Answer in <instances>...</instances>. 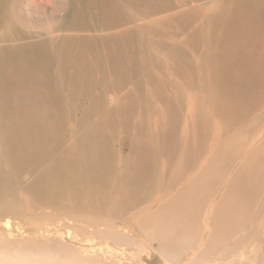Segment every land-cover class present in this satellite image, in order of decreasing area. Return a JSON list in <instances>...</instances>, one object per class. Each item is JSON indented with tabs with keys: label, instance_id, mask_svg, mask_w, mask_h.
Listing matches in <instances>:
<instances>
[{
	"label": "rangeland",
	"instance_id": "obj_1",
	"mask_svg": "<svg viewBox=\"0 0 264 264\" xmlns=\"http://www.w3.org/2000/svg\"><path fill=\"white\" fill-rule=\"evenodd\" d=\"M258 10L264 15V0H0V47L45 42L57 73L92 85L64 96L75 119L55 147L57 165L101 126L113 149L102 186L132 192L122 163L147 167L133 203L89 207L82 219L61 215L54 226L62 240L81 239L74 245L103 264H264V87L241 123L221 100L241 96L240 77L264 65ZM245 28L263 38H245ZM226 65L229 73H215ZM178 139L190 146L183 157L170 148ZM39 173H27L25 184ZM6 221L11 238L42 233L16 215ZM0 247V263L17 264Z\"/></svg>",
	"mask_w": 264,
	"mask_h": 264
},
{
	"label": "bare ground",
	"instance_id": "obj_2",
	"mask_svg": "<svg viewBox=\"0 0 264 264\" xmlns=\"http://www.w3.org/2000/svg\"><path fill=\"white\" fill-rule=\"evenodd\" d=\"M261 2L263 0H258L260 6ZM29 6L33 8V5ZM255 15L258 18L260 10ZM260 22L264 25V15L260 16ZM245 38L255 42L263 35L246 29ZM238 40L239 36L232 43L235 56L239 53V43H235ZM54 67L55 60L45 42L0 47V245L9 254H16L17 264H103L88 256L82 246L74 245L79 246L81 239L74 243L62 240L60 229L54 223L59 222L61 215L68 217L67 214L82 219L88 214L89 207L100 211L104 203H133L137 198L134 193L143 183L142 175L147 167L140 161L122 163L125 168L129 167L127 173H132L130 179L122 180L133 188L132 192H127L126 187L125 192H120L102 186L105 183L103 174L112 169L107 158L113 149L109 135L101 126L99 130L90 129L87 139L82 138L75 146H70L57 165L53 160L55 147H60L71 135L70 125L75 119L74 109L64 102V96L77 93V88L91 90L92 85L83 78L79 84H73L72 79L68 83V77L57 73ZM226 67L216 68L215 73L217 70L220 76L229 73L231 67L225 72ZM253 68L249 70L252 76L240 77L239 82L244 87L241 96H221L227 107L224 110L232 122H242V110L257 103L264 87V65ZM168 103L175 109L168 127L177 138V102L169 98ZM194 104L192 108L198 111ZM183 137L190 145V139ZM187 144L178 139L175 145L170 143V148L183 157L191 146ZM148 170L152 171L151 168ZM38 171L34 183L26 185L25 175ZM10 214L28 221L35 231H42L41 235L11 238L7 235L6 221ZM72 216L69 218L73 219ZM97 222L92 224L100 234ZM80 226L83 230L87 228ZM111 234L115 239L122 238L116 231L111 230Z\"/></svg>",
	"mask_w": 264,
	"mask_h": 264
}]
</instances>
